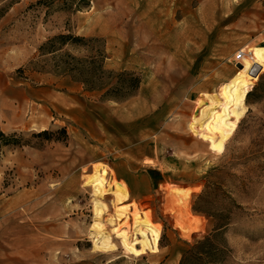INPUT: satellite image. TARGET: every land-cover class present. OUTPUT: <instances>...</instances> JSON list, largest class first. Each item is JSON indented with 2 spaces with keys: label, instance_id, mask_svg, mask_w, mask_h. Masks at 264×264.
Returning <instances> with one entry per match:
<instances>
[{
  "label": "rangeland",
  "instance_id": "1",
  "mask_svg": "<svg viewBox=\"0 0 264 264\" xmlns=\"http://www.w3.org/2000/svg\"><path fill=\"white\" fill-rule=\"evenodd\" d=\"M12 1L0 0V130L9 138L0 140V264H264V70L224 152L190 128L204 93L238 70L237 55L264 43V0H93L80 10ZM59 33L101 38L106 69L136 72L139 90L105 100L55 73L39 47ZM95 167L129 192L124 202L103 198L106 229L134 202L160 227L159 251L129 254L114 232L117 250H94L86 177ZM208 236L215 251H192Z\"/></svg>",
  "mask_w": 264,
  "mask_h": 264
},
{
  "label": "bare ground",
  "instance_id": "2",
  "mask_svg": "<svg viewBox=\"0 0 264 264\" xmlns=\"http://www.w3.org/2000/svg\"><path fill=\"white\" fill-rule=\"evenodd\" d=\"M264 42V39L263 41ZM250 55H242L238 70L232 77L223 83L219 90L205 92L198 102V111L190 124L202 141L207 144L209 150L222 153L225 151L227 141L238 129L239 123L246 115L247 99L249 92L254 86L258 72L264 70V43L252 46L248 50ZM259 69V71H258ZM258 71V72H257ZM215 82V81H214ZM213 82V83H214ZM214 84L203 83L201 87L208 89ZM109 172L103 168L95 167L94 173L86 177V184L94 189L95 197V220L92 224L93 248L103 252H113L119 246L113 241L112 232L119 239L122 246L129 254L141 256L147 252L159 251L161 239V229L154 223L149 213L140 214L133 202L134 210L127 212L123 206L116 209V214L107 218V222L112 226V232L105 227L102 212L106 208L103 198L109 192H113L118 202L129 199V192L124 182L106 177ZM176 194L184 193L189 196L190 189L173 187ZM133 222L129 224V216ZM126 218L122 223L120 220Z\"/></svg>",
  "mask_w": 264,
  "mask_h": 264
},
{
  "label": "trees",
  "instance_id": "3",
  "mask_svg": "<svg viewBox=\"0 0 264 264\" xmlns=\"http://www.w3.org/2000/svg\"><path fill=\"white\" fill-rule=\"evenodd\" d=\"M15 0L12 1V3ZM93 0H40L39 5L54 9L56 4L58 8L66 10H80L89 7ZM5 8L0 10V16H3ZM72 48H85L91 54L79 56L70 51L63 52L65 46ZM40 55H51L48 59L55 73L69 75L73 81L80 82L86 91L102 92L101 97L105 100L115 99L118 101H126L132 97L140 88L142 79L134 71L126 70L116 72L106 69L105 59L106 50L103 46V40L98 37H86L72 33H59L49 38L41 46ZM47 63V60H44ZM45 68L46 66H42ZM0 140H9L8 136L0 130ZM195 210H202L200 205H195ZM218 218L215 230H219L224 226V222ZM211 247L209 253L215 251V246L210 236L201 240L196 246L192 247V251L197 247ZM217 250H222L217 248Z\"/></svg>",
  "mask_w": 264,
  "mask_h": 264
},
{
  "label": "built area",
  "instance_id": "4",
  "mask_svg": "<svg viewBox=\"0 0 264 264\" xmlns=\"http://www.w3.org/2000/svg\"><path fill=\"white\" fill-rule=\"evenodd\" d=\"M241 56H242V54H241V55H240V54H238V55H237V58H241Z\"/></svg>",
  "mask_w": 264,
  "mask_h": 264
}]
</instances>
